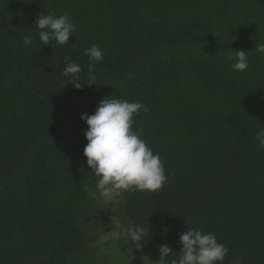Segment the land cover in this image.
Instances as JSON below:
<instances>
[{
	"label": "trees",
	"instance_id": "obj_1",
	"mask_svg": "<svg viewBox=\"0 0 264 264\" xmlns=\"http://www.w3.org/2000/svg\"><path fill=\"white\" fill-rule=\"evenodd\" d=\"M12 5L19 1L0 2V28L37 96L34 104L16 89L0 96V264H82L81 152L54 135L59 116L87 126L77 106L87 93L98 104L119 98L149 108L134 116L133 130L160 155L168 183L155 193L120 192L132 228L145 230L141 249L130 241L137 256L170 264L180 235L198 228L228 248L222 264H264V148L255 139L264 127V53L255 51L264 44V0H23L45 64L22 54L8 24ZM47 11L72 18L67 46L40 42L36 20ZM94 44L104 59L88 86L84 50ZM241 50L244 72L229 59ZM65 56L81 66L80 90L63 75ZM162 245L173 252L164 260Z\"/></svg>",
	"mask_w": 264,
	"mask_h": 264
},
{
	"label": "clouds",
	"instance_id": "obj_2",
	"mask_svg": "<svg viewBox=\"0 0 264 264\" xmlns=\"http://www.w3.org/2000/svg\"><path fill=\"white\" fill-rule=\"evenodd\" d=\"M39 40L47 47L51 41L60 46H67L70 36L77 28L69 14L56 16L47 11L36 20ZM24 44L32 42L31 35L24 38ZM39 50V49H38ZM255 51L264 53V44H256ZM236 62L231 65L234 71L244 72L248 69V53L243 50L234 52ZM90 59L89 76L86 81L92 86L96 81L95 63L102 62L104 53L97 45L84 50ZM78 63L64 57L63 75L70 77V83L77 89L82 88ZM147 114L149 108L140 102H129L119 98L102 99L94 114H82L81 120L87 125L85 138L87 144L83 155L91 174L98 177L96 189L105 202H111L120 192L148 191L157 192L168 183L164 163L158 153L153 152L141 134L133 130L134 116L140 112ZM255 139L258 146L264 148V127H259ZM125 235L139 249L145 236L143 227L127 229ZM182 249L179 259L173 257L170 264H222L228 255V248L218 242L214 233L205 234L198 228L182 233L179 237ZM160 260L169 257L173 252L168 245L159 247Z\"/></svg>",
	"mask_w": 264,
	"mask_h": 264
},
{
	"label": "rangeland",
	"instance_id": "obj_3",
	"mask_svg": "<svg viewBox=\"0 0 264 264\" xmlns=\"http://www.w3.org/2000/svg\"><path fill=\"white\" fill-rule=\"evenodd\" d=\"M18 1L19 5H12L9 8L14 18L8 20V24L13 33L19 36L22 48L26 49H22V54L41 64L51 63L47 57L43 56L41 47L38 45L32 47L33 42L24 44L23 38L31 35L32 28L29 18L22 12L23 0ZM37 51L41 54L40 56H37ZM13 53L12 39L0 28V74L5 76L4 80L0 79V96H4L9 89H16V98L20 96L25 102L34 104L37 95L29 92L33 74L12 62ZM9 91L12 92V90ZM77 106L81 115L85 113L91 115L94 114L98 103L88 93L77 94ZM56 121L59 123L60 132L58 135L55 134L54 138L60 137L64 145L76 147L81 152L79 178L86 191V197L76 209L75 217L84 226L87 236V248L82 264H166L150 258L145 253L136 255L135 247L125 235L127 229L132 228V221L123 211L124 200L121 194L118 193L111 202H105L100 196L96 189V178L87 167L86 157L83 155L87 144L85 138L87 126L72 121L67 115L57 117Z\"/></svg>",
	"mask_w": 264,
	"mask_h": 264
}]
</instances>
